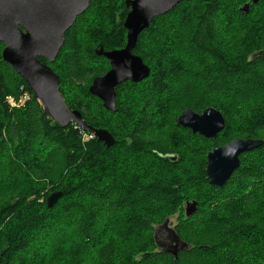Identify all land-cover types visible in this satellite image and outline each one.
<instances>
[{
  "label": "trees",
  "instance_id": "1",
  "mask_svg": "<svg viewBox=\"0 0 264 264\" xmlns=\"http://www.w3.org/2000/svg\"><path fill=\"white\" fill-rule=\"evenodd\" d=\"M128 1L92 0L55 62L41 59L60 77L67 105L88 126L111 134L109 148L92 132L47 118L24 79L3 61L0 43V264H11V251L25 243L23 264H264V231L258 229L264 227V145L240 158L222 188L212 187L206 172L213 149L241 138L264 142V2L244 13L239 9L251 0H186L154 20L134 50L151 74L120 85L117 112L110 113L90 87L110 70L98 49L127 44L115 14L126 17ZM107 6L110 16L95 29ZM163 23V43L154 49L149 37ZM24 92L29 100L11 108L6 98L19 100ZM208 108L226 121L216 140L177 124L184 110ZM151 133L169 136L168 144L150 139ZM54 193L62 197L49 208ZM193 201L198 208L187 218L185 205ZM175 215L174 230L190 245L177 258L159 252L154 238ZM60 222L78 232L54 249L52 236L66 234ZM91 240L94 248L83 252Z\"/></svg>",
  "mask_w": 264,
  "mask_h": 264
},
{
  "label": "water",
  "instance_id": "2",
  "mask_svg": "<svg viewBox=\"0 0 264 264\" xmlns=\"http://www.w3.org/2000/svg\"><path fill=\"white\" fill-rule=\"evenodd\" d=\"M92 0H0V43L4 45L2 58L5 63L26 82L32 96L44 111V115L61 128L75 124L86 132H92L106 147L114 145V139L106 130H97L87 125L81 112L71 109L60 91V77L41 59L54 63L65 44L68 31L78 17L84 14ZM186 0H130V9L124 23L127 44L124 49L105 52L101 47L98 56H103L111 69L93 80L90 93L98 98L106 111L116 113V89L126 82L141 83L149 78L151 71L143 60L133 54L142 33L148 30L157 18L169 14ZM210 2L211 0H202ZM260 1L253 0L256 5ZM246 4L242 12H249ZM178 125L207 140H216L226 127L223 115L214 108L202 113L189 109L182 112ZM264 145L262 140L237 139L213 149L207 157V178L212 187H224L240 167V158ZM62 197L54 193L48 198L52 208ZM198 202L185 205L186 217L196 212ZM166 220L160 228H167L172 248L166 250L155 242L159 252L177 258L180 251L189 250L175 230L168 227Z\"/></svg>",
  "mask_w": 264,
  "mask_h": 264
},
{
  "label": "rangeland",
  "instance_id": "3",
  "mask_svg": "<svg viewBox=\"0 0 264 264\" xmlns=\"http://www.w3.org/2000/svg\"><path fill=\"white\" fill-rule=\"evenodd\" d=\"M246 5V4H245ZM244 5V6H245ZM244 6H242L240 9H239V11H241L243 8H244ZM109 8H111L110 6H107L106 7V10H107V12H108V14L107 13H102V14H100L98 17H97V20H99V21H97V22H95V25H93V27L96 29V28H100V26H101V23L102 22H100V21H107V19H108V17L110 16V9ZM112 9V8H111ZM126 18H127V15H126V17H125V15H124V18L123 17H121L120 15H116L115 14V22L116 23H119V22H123V25H124V23H125V20H126ZM102 24H104V23H102ZM152 25V24H151ZM151 27V26H150ZM110 28H111V26H110ZM105 29H107V27H105ZM153 29H154V26H153ZM155 31L150 35V37H149V40L153 43V45H154V49L155 48H159L160 49V45L163 43V39L164 38H162V35L166 32V28H165V24L163 23V24H159L158 25V27L157 26H155V29H154ZM147 31V30H146ZM146 31H144V32H146ZM172 41H173V44H172V51H173V53H176L177 51L176 50H178V51H180L179 50V46H178V44L176 43V38H175V36L174 35H172V36H170L169 37ZM175 43H176V45H175ZM175 45V46H174ZM99 50V49H98ZM151 54H153L152 52H150V54L148 55L149 57H150V55ZM175 57V56H174ZM171 79V78H170ZM170 79H168V80H166L165 81V83H164V85L166 86H164L165 87V91H164V93H163V95L165 94V93H167V91H168V89H167V82L170 80ZM178 80H180V78L178 79ZM149 91H151V90H148L147 91V88H146V90H145V92H146V94L149 92ZM153 92V95H157L158 94V92H156L155 90H153L152 91ZM149 99L148 98H146V101H148ZM163 109V108H162ZM165 110V109H164ZM160 112H162V111H160ZM180 117V116H179ZM177 124H178V120H177ZM261 136L262 137H264V133H262L261 134ZM149 138L150 139H153L154 141H160V144H162V145H165V144H168V142H169V136H167V135H157V134H155V133H151V134H149ZM241 139H248V138H241ZM252 139V138H251ZM12 169H14V168H17L18 170H23V168L22 167H19L18 165L16 166V165H13L12 167H11ZM18 170H16V171H18ZM13 172H14V170H12ZM198 202V201H197ZM65 208H64V211L62 212V213H65ZM69 211H73V210H69ZM67 212L68 214L70 213V212ZM70 215H72V216H75V213H74V211H73V213H71ZM263 215H264V212H263ZM168 220H170V223L168 224V227L169 228H172V229H174V227H175V225L177 224V215H175V216H173V217H171V218H168ZM60 223H62V226L65 228V233L66 234H63L62 236H59L58 235V237H56V236H52V237H54V238H56L53 242H49V243H51V245H53V247L52 248H57V246L58 245H61V242H63V241H68L69 239L71 240V238L70 237H73V235H76V232H78V231H76V230H74V227H68V226H66V224L64 223V222H60ZM77 225H78V223H77ZM84 225V227L87 229V231H89L94 237H97L98 236V231H96V230H92V228H91V226L89 225H87V224H83ZM62 226L61 227H59V231L60 232H63L64 231V229L62 228ZM162 226V225H161ZM161 226H158L156 229H158V228H160ZM155 229V230H156ZM162 229H164V230H161V231H159V232H161V233H159L160 235H157V242H159V243H161V244H163V243H165V241H163V239H162V236L166 239L167 237H168V229L167 228H162ZM260 231H264V227L262 228V225L258 228ZM70 232H71V234H70ZM69 233V234H68ZM154 235H155V231H154ZM51 236H49L50 238H51ZM155 238V237H154ZM35 242V241H34ZM71 242H72V240H71ZM30 243H33V242H30ZM26 244L27 243H25V244H23V246L21 245V246H19V247H16L13 251H11V257H10V259H11V264H23L22 262H20V256L22 255V251L24 250V248H26ZM166 245H169V242L167 241L166 243H165ZM32 245H39V243H36V244H32ZM94 245H95V242H94V240H91V242L90 243H86L85 244V247H84V251L83 252H85V251H90V250H92L93 248H94Z\"/></svg>",
  "mask_w": 264,
  "mask_h": 264
},
{
  "label": "built area",
  "instance_id": "4",
  "mask_svg": "<svg viewBox=\"0 0 264 264\" xmlns=\"http://www.w3.org/2000/svg\"><path fill=\"white\" fill-rule=\"evenodd\" d=\"M30 96L31 95L29 93L24 92L19 100H16L15 98L9 96L6 98V101L11 108H20L24 105L27 100H29Z\"/></svg>",
  "mask_w": 264,
  "mask_h": 264
},
{
  "label": "flooded vegetation",
  "instance_id": "5",
  "mask_svg": "<svg viewBox=\"0 0 264 264\" xmlns=\"http://www.w3.org/2000/svg\"><path fill=\"white\" fill-rule=\"evenodd\" d=\"M261 2H264V1H260L258 4H261ZM248 4H250V7H249V11H250V8H251V6H253L254 4H253V0H251L250 1V3H248ZM258 4H256L255 6H257ZM137 47V46H136ZM136 49V48H135ZM133 54H134V51H133ZM135 55V54H134ZM137 56V55H136ZM41 62H42V60H41ZM43 63V62H42ZM110 65V64H109ZM110 69H111V66H110ZM161 230H164V229H162V228H158V229H156L155 230V234L156 235H160L159 233H161V232H159V231H161ZM168 232V231H167ZM168 234H169V232H168ZM162 239H163V241H165V243L168 241L169 242V245H166L165 243H163V244H161L160 243V245H162V247L164 248V249H166V250H169V249H171L172 248V245L170 244V234L168 235V237L165 239L163 236H162Z\"/></svg>",
  "mask_w": 264,
  "mask_h": 264
},
{
  "label": "bare ground",
  "instance_id": "6",
  "mask_svg": "<svg viewBox=\"0 0 264 264\" xmlns=\"http://www.w3.org/2000/svg\"><path fill=\"white\" fill-rule=\"evenodd\" d=\"M179 119V118H178Z\"/></svg>",
  "mask_w": 264,
  "mask_h": 264
}]
</instances>
